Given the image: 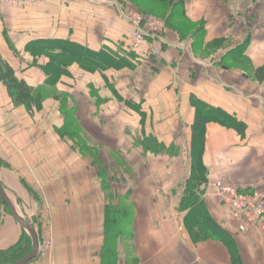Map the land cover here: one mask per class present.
Masks as SVG:
<instances>
[{"label":"crops","instance_id":"1","mask_svg":"<svg viewBox=\"0 0 264 264\" xmlns=\"http://www.w3.org/2000/svg\"><path fill=\"white\" fill-rule=\"evenodd\" d=\"M129 2L136 4L134 0H45L39 7L17 11L0 7V57L29 86L37 87L45 75L25 51L32 40L65 38L125 56L123 51L130 49L125 39L128 21L121 6ZM179 8L183 16L174 21L199 26V31L182 40L174 32L177 43L165 39L163 55L138 67L150 71L155 84L142 88L145 101H135L137 110L128 106L130 99L120 91L110 89L113 76L118 80L117 76L128 75L126 66L88 73L73 65L56 87L68 96L66 108L73 110L91 142L100 145L105 156H115L135 170L136 183L142 182L143 187H136V199L148 208L136 212L132 221L135 264H264V234L237 231L228 206L211 186L213 180L221 179L242 189H264V81L249 73L264 65V0H175L171 9ZM18 45L20 57L11 50ZM241 47L240 56L236 52ZM45 61L41 57L37 63ZM98 78L105 79L101 89L107 90L112 101L96 100ZM107 79L110 88L105 85ZM156 88L153 99L146 97ZM193 96L244 124L242 133L216 122L205 125L201 160L208 182L198 188L197 195L216 226L210 234L190 231L185 221L190 213L180 208V183L190 169L188 160L183 164L188 153L175 146L185 137L191 139ZM7 99L0 81V158L8 166L5 172L0 166V175H7L9 187L16 192L13 205L20 215L25 213L23 217L36 221L38 205L45 199L49 211L54 209L53 247L26 264H101L104 199L95 212L96 197H88L89 190L98 188L91 157L85 158L88 165L78 150L65 143L68 139L56 132L62 115L56 122L45 119L46 128L36 111L28 112L24 105L14 106ZM162 158L173 162L166 165ZM130 159H135L136 169ZM158 175L167 181L157 180ZM29 190L46 192L36 196ZM82 205L91 208L82 213L77 209ZM21 229L11 218L0 221V248H7Z\"/></svg>","mask_w":264,"mask_h":264},{"label":"trees","instance_id":"2","mask_svg":"<svg viewBox=\"0 0 264 264\" xmlns=\"http://www.w3.org/2000/svg\"><path fill=\"white\" fill-rule=\"evenodd\" d=\"M164 1H167L171 8L172 0H160V3ZM182 12V10L177 11L171 9L168 18L164 19L165 25L174 32H177L181 37H185L188 33L197 34L199 31L197 29L198 26L191 24V26L197 28L195 31L191 30V32H188L187 29L189 28V23L174 25L171 22L174 21L176 16L182 17ZM162 47L163 43H161V48ZM119 50L122 51L123 49ZM131 50L129 49L127 53L123 51L125 54V56H123L121 55L122 53L108 48L93 49L87 45L65 38H38L30 41L25 46V51L29 52L35 58H46V61L42 64H38L34 59L32 65L37 66L44 73V83L48 86L56 85L61 80L62 76L69 75V68L73 65L78 66L79 69L85 72L93 73L95 71L100 72L108 69H120L127 64L131 65L135 60L140 62L136 53ZM12 51L18 55L16 50L12 49ZM231 53L233 52H230V54ZM236 53L241 56L243 54V48H239ZM131 60L134 61L132 62ZM249 73L256 80L260 82L264 81V65L257 68L254 72L250 71ZM0 81L5 86L15 105H24L28 112H31L35 107H40L42 98L39 95L34 94V88L29 86L23 79L18 78L15 69L8 62H3L1 58ZM191 99L192 105L195 108V116L191 125V145L188 155L190 172L187 177L183 179V182L180 183L183 194L180 200L182 202L180 208L181 210L190 213V216L185 220L190 231H195L194 233L198 234L200 232L202 234H210L216 229V226L211 217L205 212L202 202L197 195L198 188H200L202 184L208 182L205 174L206 168L201 160L204 146L205 125L208 122H216L228 128L235 129L238 133H242L244 130V124L221 108L208 105L206 102L195 96ZM127 104L130 108L135 110L139 108L135 103L128 102ZM103 182L104 184H107L105 177ZM242 190H248V188ZM131 200V191L127 190L124 194L120 195L118 203L114 204L111 200V202L105 204L104 238L100 249L101 264H118L116 259L118 245L115 242L120 238L126 239L125 235L121 237V235L125 233V230L124 228L118 227V223L120 224L122 220L127 224L130 222L128 216L130 210L128 209L127 204H129V202L132 203ZM5 207L9 211L6 205ZM10 215L12 216L11 213ZM12 218L14 219L13 216ZM21 228L24 234V245L21 246L16 243L7 249H0V264H9L19 261L29 254L32 240L30 235L26 233L25 228L22 226Z\"/></svg>","mask_w":264,"mask_h":264},{"label":"rangeland","instance_id":"3","mask_svg":"<svg viewBox=\"0 0 264 264\" xmlns=\"http://www.w3.org/2000/svg\"><path fill=\"white\" fill-rule=\"evenodd\" d=\"M134 1L136 2L135 5H133L134 2H133V4L131 2H129L131 4L127 3V4H125V6H121L122 14H123V17L125 19H126L125 16L128 13H129V15L138 13V14L142 15L143 18L146 20H147V18H152L154 20L161 21L162 27H161V31L159 32V36H161L164 39V41H165V39L166 40L169 39V41L171 43H177V41L173 38L174 31L169 29V27H167L165 25V22H164V19L168 18V16H169L168 14L170 13V10H171V8L169 7L170 4L167 1H164L162 3H160V0H134ZM174 1L175 0H172V3ZM168 7L170 8V10ZM179 10H181V8H179ZM258 21H261V20L258 19ZM171 22L174 25L183 23V22L178 21V20L171 21ZM196 28L197 27L191 26L189 24V28L187 30H188V32H191V30L195 31ZM179 38H180V40H182L181 39L182 37L180 35H179ZM125 39H126V36H125ZM126 41H127V39H126ZM19 46L20 45L17 46V50H16V53L18 54L16 56H18V57H20V50H19L20 47ZM23 49L24 48L22 47V50ZM11 50H12V48H11ZM130 50H131V48H130ZM161 55H163V49L162 48H161ZM33 58L37 61L41 57L35 58L33 56ZM158 58H160V57H158ZM22 59H23V57H22ZM1 60H3V62L6 61L2 58H1ZM150 61L155 62V59H153V60L150 59L146 62H138L137 60H135L134 63H132V64L130 63L131 65L127 64L125 67L126 69L124 71L127 72L128 75L124 74V75H122V77L117 76L118 80H115L114 76H113L112 79H110V81L113 82V86L109 85L108 79L105 81V85L109 88L111 86L110 89H113L114 91H117V92L120 91L121 94L123 95L122 97L130 99V100H128V102L135 103V101H137V102L141 103L142 99H143L142 88H147L151 84H155V83H152L154 81L153 80L154 76L150 73V71L145 72L144 70H146V69H144V70L138 69V67L142 68L143 66H141V65H145L147 62H150ZM33 63H34V60H33ZM33 66H35V65H33ZM93 73H96V71ZM18 78H20V77L18 76ZM103 81H101L98 78V80L95 79V82H94L95 87L100 85V89L99 88L98 89H99V92H101V93L98 92L99 94H97L98 89L94 88V89H96L95 94L97 96L96 100L98 101V103H103L107 100L112 101V99L111 100L109 99V98H111V95L108 94L107 90L101 89L102 87L104 88ZM56 85L48 86L45 83H43L37 87H33L34 88V94L39 95L42 98V102H41L40 107L39 108H36V107L33 108V111H36L35 115L37 116L38 120L41 119L43 122H45L46 128H48V123L46 122V120L48 121V118L50 119V121L53 119V121L56 122L58 118L60 120L59 116L62 115L61 119H62L63 123H62L61 127L56 128V132L61 137H65L66 139H68L69 142L68 143L65 142V143L68 146H71L72 148H74L75 150H78L80 156H82L84 159L89 158V157H87L88 155L91 157L90 160L92 161V165L95 167L94 169L96 170V183L98 185L97 186L98 188L94 192L89 190L90 195H88V197H90V198L96 197L97 203H96V207H95V212H98V210L100 209V207H101L100 201L102 202V199H104V207H105V204L107 202H111V200L113 201L114 204L118 203L121 194H124L127 190L131 191V199H132L131 201L134 200L135 204L133 202L132 203L129 202V204H127V207L130 210V214L128 215L130 222L127 224V223H125L124 220H122L120 222V224L118 223V227L124 228V230H125V233L122 234L121 237H123L125 235L126 239L120 238V239L116 240L115 243L118 245V252H117V258H116L118 264H124V263L125 264H135V260H134L135 259V255H134L135 244H134V239H133L134 234H133V225H132L133 222L132 221L136 215V212H142L148 208V207H144V206L140 205L138 203V200L136 199L138 197L137 192H136V187L141 186L142 182H140V185L138 183H136L137 175L135 174V170H133L132 168L126 167L125 163L122 162L120 159H118L115 156H113L111 158L105 156L104 152L101 150L100 145L91 142L92 140L89 139V136L87 135V134H89L88 131L85 130L84 127H80L77 120L74 118L73 110L71 108L70 109L66 108L67 101L69 99L68 96L66 95L65 92H59L57 90ZM114 91H112V92L114 93ZM156 92H158L157 88H156V90L152 89L150 91V93H146V97L153 99L154 94ZM7 94H8V92H7ZM9 100L12 101L11 97L8 94V99L6 101H9ZM46 101L51 102V103L46 106L45 105ZM54 101L57 102V105L55 104ZM118 101H120V100L118 99ZM52 102H54V103H52ZM14 106H19V105L14 104ZM56 106H57V108H56ZM44 107H45V109H44ZM184 139L186 140V137L181 139L176 144L175 147H177L180 150L186 151V154L188 153L187 155H189L190 145H191L190 140L191 139L187 138L186 141ZM184 142H185V144H184ZM92 144H93V146H96V148L91 147ZM187 149H188V152H187ZM99 152H100L101 156H99ZM158 153H166V151H163V152L158 151ZM148 160H153V158L148 157ZM186 160H188L187 156H186L185 160L183 159V164H186ZM160 161H162V162L166 161L167 162L166 165H168V163L171 164V162H173V161H169L168 159H165V158L160 159ZM128 162H129V164H132L133 167L135 168V166H134L135 159H130V161H128ZM86 163H88V165H89L88 161ZM1 164H2V168H4V172L7 171L8 166L5 164V160L0 158V165ZM132 165H130V166H132ZM31 168H32V172H33L35 170L34 167L31 166ZM91 171H92V168H91ZM90 175H91L90 180L92 183L93 173H91ZM146 176L148 177V175H146ZM0 177H1L0 185L2 186L4 191L6 192L8 198L10 199V201L13 205L14 199L15 198L17 199V197H15L16 192L14 190L12 191V189L9 187L8 177L5 173H4V175H0ZM104 177L107 180V184H104V182H103ZM156 178H157V180L160 178L161 180L163 179V180L167 181L166 176L158 175ZM142 187H143V185H142ZM29 192L33 195L35 193L36 196H43V193H45L46 191L45 192L41 191V193H40L39 190H34V192H32V190H29ZM85 195H86V192H85L84 196ZM135 199L137 202L135 201ZM46 201L47 200L45 199L44 202H42L41 207L38 205V219H36V221H33V219L29 220V219L25 218L26 220H28L33 225L34 230L37 233L38 240H39V251H38V253H41V254L49 253L50 249L54 245L53 226H52V220H51L52 215H54V209L49 211ZM13 207L16 210L15 205H13ZM49 208L51 209V206ZM90 208H91L90 206H83L82 205V206L78 207L77 209H80L82 213H87ZM165 209L166 208L162 209L163 210L162 213L166 212ZM24 211L27 213L29 212L27 207L24 208ZM22 214L24 215L25 213H22ZM23 215H20V216L23 217ZM5 217L13 219L12 216L10 215L9 211L5 207L1 197H0V221H2ZM13 221L16 224H18L14 219H13ZM25 231H26V233H28L26 229H25ZM46 237L49 238L50 244H49L48 249L44 250L40 247V244ZM16 243L18 245H21V246L24 245V234H23L22 229H21L19 234L18 233L16 234L15 240L7 248L15 245ZM7 248H0V249L2 250V249H7ZM98 256L100 258V253H98ZM34 259H32V260H34ZM31 261H29V262H31Z\"/></svg>","mask_w":264,"mask_h":264},{"label":"built area","instance_id":"4","mask_svg":"<svg viewBox=\"0 0 264 264\" xmlns=\"http://www.w3.org/2000/svg\"><path fill=\"white\" fill-rule=\"evenodd\" d=\"M45 0H0V7L20 10L25 7H39ZM128 28L125 36L130 48L136 53L140 62H146L161 55V43L164 39L159 36L162 22L152 18L144 19L142 15L130 14L125 16ZM214 194L229 208L230 218L235 222L239 232L247 230L264 234V189L253 187L242 190L234 184L221 179L211 182ZM49 238H45L40 247L48 249Z\"/></svg>","mask_w":264,"mask_h":264},{"label":"water","instance_id":"5","mask_svg":"<svg viewBox=\"0 0 264 264\" xmlns=\"http://www.w3.org/2000/svg\"><path fill=\"white\" fill-rule=\"evenodd\" d=\"M0 197L2 199V201L4 202V204L8 207L10 213L12 214V216L14 217V219L22 226L24 227L28 234L31 237L32 240V246H31V250L29 252V254L27 256H25L23 259L13 262V263H9V264H26L29 261H31L32 259H34L39 251V240H38V236L36 231L34 230L33 225L26 219L22 218L17 211L14 209L10 199L8 198L6 192L4 191V189L2 188V186L0 185Z\"/></svg>","mask_w":264,"mask_h":264}]
</instances>
